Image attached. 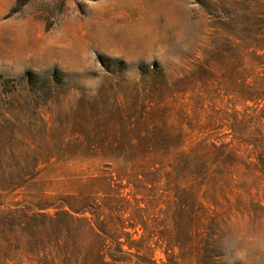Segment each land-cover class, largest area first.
I'll use <instances>...</instances> for the list:
<instances>
[{"label": "rangeland", "instance_id": "obj_1", "mask_svg": "<svg viewBox=\"0 0 264 264\" xmlns=\"http://www.w3.org/2000/svg\"><path fill=\"white\" fill-rule=\"evenodd\" d=\"M0 264H264V0H0Z\"/></svg>", "mask_w": 264, "mask_h": 264}]
</instances>
